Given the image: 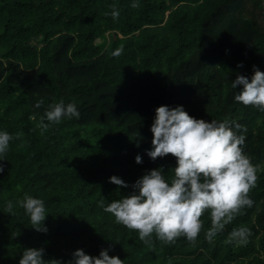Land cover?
<instances>
[{"label": "trees", "instance_id": "obj_1", "mask_svg": "<svg viewBox=\"0 0 264 264\" xmlns=\"http://www.w3.org/2000/svg\"><path fill=\"white\" fill-rule=\"evenodd\" d=\"M113 6L120 12L116 20ZM162 27L175 51L162 68L129 77L115 72L108 78L113 58L140 52V31ZM121 47L123 53L113 56ZM254 66L264 72V0H140L137 8L131 0H0V130L13 134L24 114L40 120L48 105L74 103L80 118L60 123L118 130L124 134L125 156L141 174L162 166L170 181L175 158L169 154L153 162L146 155L157 107L183 106L197 119L247 127L244 153L257 168L248 193L253 207L241 209L211 242L205 238L211 210L202 215L194 243L181 236L169 244L153 234V253L140 247L144 242L136 230L119 224L109 255L124 264H148L150 253L158 264H264V112L235 102L231 88L237 75L251 79ZM37 101H43L39 109ZM50 154L48 145L26 138L14 157L0 161V193L2 180L12 176L14 188L19 182L15 215L6 230L8 252L20 259L24 249L43 248L45 264L47 246L16 202L31 195L46 206L54 197L44 191L40 171ZM240 227L251 229L249 242L229 243L231 232Z\"/></svg>", "mask_w": 264, "mask_h": 264}, {"label": "clouds", "instance_id": "obj_2", "mask_svg": "<svg viewBox=\"0 0 264 264\" xmlns=\"http://www.w3.org/2000/svg\"><path fill=\"white\" fill-rule=\"evenodd\" d=\"M139 6L140 0H131V7ZM119 15V10L113 6L112 18L116 20ZM122 53L121 47L114 50L112 55ZM238 67H243V64ZM253 71L251 79L237 75L232 80L231 88L236 90L234 101L264 112V72L255 66ZM238 86H241L239 91ZM42 104L43 101H37L34 107L39 109ZM80 115L74 103L60 101L48 105L39 126L47 130L62 118L79 119ZM150 132L151 147L146 150V155L155 162L157 158L171 154L176 160V166L171 169L173 177L170 181L166 180L161 166L146 171L130 186L132 191L121 199L107 206L101 200L99 206L114 216L115 223L136 230L145 244H150L153 234L169 244L181 236L194 243L202 229V215L206 210H211V227L205 233V238L211 242L241 209L253 207L255 202L248 193L256 184L257 168L244 153L245 125L227 120L208 122L190 116L183 106L171 108L161 105L155 109ZM20 135L0 130V161H5L10 142ZM135 162H143L139 154ZM3 172L4 167L0 164V173ZM109 182L119 187H129L115 175L109 178ZM16 203L29 217L36 231L48 232L43 223L47 216L44 200L25 195ZM4 211L15 215L12 201L6 202ZM252 234L247 227L236 228L230 234L229 243L246 245ZM109 251L102 249L98 256H93L83 249H77L67 264H124L119 257L110 256ZM44 254L43 248L24 249L19 264H45ZM50 262L64 264L61 260Z\"/></svg>", "mask_w": 264, "mask_h": 264}, {"label": "rangeland", "instance_id": "obj_3", "mask_svg": "<svg viewBox=\"0 0 264 264\" xmlns=\"http://www.w3.org/2000/svg\"><path fill=\"white\" fill-rule=\"evenodd\" d=\"M138 34L139 37L144 36V41L139 39L140 52L135 57L113 58L109 79L116 73L127 77L150 74L162 68L174 54V46L169 42L172 38L164 34L163 27ZM40 122L41 119L32 118L30 114H24L20 120L18 118L13 135H22L11 141L5 160L18 153L26 138L45 143L50 148V157L40 169L44 191L54 193L45 206L47 216L43 223L48 232L35 230L38 239L47 246L50 256L48 263L61 260L67 264L77 249H83L93 256H98L102 249H110V254L120 225L115 223L111 213L99 206V202L103 200L107 206L121 199L132 191L130 186L143 175L134 162L125 156L124 134L115 129L74 128L62 122L51 124L47 130H43ZM113 175L123 179L129 187L110 183L109 178ZM12 180L11 176L1 182L0 264H19V259L8 252L10 240L6 235L8 222L14 215L4 211L6 202L12 201L14 204L19 192L18 180H15V188L11 185ZM140 247L150 248L153 253L151 244L142 243ZM147 256H151L148 264H158L151 253ZM160 264H166V261Z\"/></svg>", "mask_w": 264, "mask_h": 264}]
</instances>
